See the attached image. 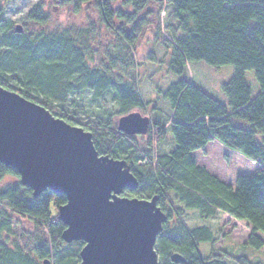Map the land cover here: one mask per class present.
I'll list each match as a JSON object with an SVG mask.
<instances>
[{
    "label": "trees",
    "instance_id": "trees-1",
    "mask_svg": "<svg viewBox=\"0 0 264 264\" xmlns=\"http://www.w3.org/2000/svg\"><path fill=\"white\" fill-rule=\"evenodd\" d=\"M58 4L74 15L93 9L100 31L110 33L115 44L107 46L103 59L96 62L98 50L92 42L100 32L95 24L88 21L74 31L47 33L49 18L38 3L24 19L21 34L13 31V22L0 19V86L90 132L100 156L125 161L139 186L133 192L126 190L123 197H159L158 207L168 216L156 243L159 264H173L174 253L185 259L183 264H225L215 254L214 232L205 226L189 229L181 221L182 211H173L176 203L203 220L224 214L247 223L251 233L242 248L260 251L264 246L257 236L264 234V0H60ZM30 23L37 28L30 30ZM146 32L161 41L169 56L168 72L179 79L164 94L170 107L166 120H155L158 109H151L147 147L141 148L135 136L117 131L112 118L144 112L151 103L143 101L132 75L137 66L135 46ZM145 57L157 62L154 52ZM196 62L233 66V76L222 86L227 105L187 77ZM246 71L254 73L259 87L255 94L245 82ZM83 92L92 102L112 93L117 110L103 117L83 110L79 102ZM169 133L175 147L170 150V143L165 150ZM212 141L254 163L256 173L239 175L233 184L210 174L193 154L205 151ZM5 177L18 182L0 187V237L5 241L0 242V264H43L44 260L77 264L83 244L63 242L65 226L51 210L57 212L65 197L46 190L34 198L17 173L0 164V181ZM173 216L178 221L169 225ZM28 221L32 232L23 230L12 243L5 240L3 236L14 235L13 229ZM205 243L210 254L202 257L198 246ZM231 260L251 264L245 257Z\"/></svg>",
    "mask_w": 264,
    "mask_h": 264
},
{
    "label": "water",
    "instance_id": "water-1",
    "mask_svg": "<svg viewBox=\"0 0 264 264\" xmlns=\"http://www.w3.org/2000/svg\"><path fill=\"white\" fill-rule=\"evenodd\" d=\"M13 31L21 34L22 25ZM149 127L150 118L138 112L116 123L127 136H145ZM0 164L14 170L34 198L46 190L65 197L57 219L65 226L64 243L83 244L77 264H159L156 243L168 222L159 197H123L139 186L125 161L100 156L90 132L1 86ZM170 261L185 259L174 253Z\"/></svg>",
    "mask_w": 264,
    "mask_h": 264
},
{
    "label": "rangeland",
    "instance_id": "rangeland-1",
    "mask_svg": "<svg viewBox=\"0 0 264 264\" xmlns=\"http://www.w3.org/2000/svg\"><path fill=\"white\" fill-rule=\"evenodd\" d=\"M60 0H0V19L11 21L14 24H24V19L30 10L38 3H42L44 12L47 14L49 20L45 25L44 30L47 33L61 32L63 30H77L81 26H85L88 21H91L98 28V35L92 42L93 48L98 50L96 62L103 59L105 56V48L108 46L112 48L115 41L110 33L103 29L100 31L97 22V14L93 9H89L87 13L81 12L74 15L69 8H60L58 2ZM166 9L161 12V25L164 24ZM30 30L37 28L32 23L28 24ZM153 29V28H152ZM150 36L149 38H147ZM165 36V35H164ZM112 37V38H111ZM148 39V40H147ZM154 52L157 62L147 60L145 57L148 52ZM135 60L136 68L132 75L138 81L137 89L144 102H151L146 111L134 110L142 116L148 117L152 108L158 109L155 120L161 118L166 120L165 115L170 112L168 102L164 99V94L168 88L178 81V77L168 72V53L165 51L161 41L154 40V33L148 35L146 32L143 38L140 39L135 46ZM234 74L233 66L212 67L203 62L192 63L188 68L187 77L198 86L204 93L213 99L227 105L226 97L222 91L223 84L227 83ZM245 82L253 94L259 91L258 84L255 80L254 73L251 71L245 72ZM91 96L87 92L80 94L79 102L83 110H90L93 114L103 117L107 114H113L117 110V105L114 101L112 93L105 95L99 101H91ZM119 116H114L112 120L115 125ZM152 124V122H150ZM86 125V123H84ZM145 136H135L139 146L147 147ZM167 147L165 150L175 145L170 133L166 137ZM199 166H203L207 171L218 178L219 180L233 184L235 178L239 175L251 176L254 175L258 169L254 163L236 153L225 148L216 141L210 142L205 151L196 152L193 154ZM18 180L13 177H5L0 181V187L17 183ZM52 213H57L51 208ZM182 211L181 221L187 225L189 229L197 227H208L217 236V243L215 244V254L222 256V262L225 264H237L231 260L232 257H245L251 264H264V246L260 251L252 250L251 248H242V245L247 242L251 233L250 226L245 222H237L230 219L227 215L218 214L210 220L200 219L198 214L194 211L186 210L181 204L176 203L173 211ZM175 214V213H174ZM180 220V219H179ZM178 219L173 216L169 225L177 222ZM29 222V221H28ZM32 222H22L21 225L13 229L14 235L3 236L9 243L19 240L21 233L32 232ZM257 236L264 243V234L257 233ZM1 238V237H0ZM7 238V239H6ZM0 242L5 243L3 238ZM199 253L202 257H207L210 254V246L208 244H199ZM41 264V261H39Z\"/></svg>",
    "mask_w": 264,
    "mask_h": 264
},
{
    "label": "snow or ice",
    "instance_id": "snow-or-ice-1",
    "mask_svg": "<svg viewBox=\"0 0 264 264\" xmlns=\"http://www.w3.org/2000/svg\"><path fill=\"white\" fill-rule=\"evenodd\" d=\"M107 199V198H106ZM113 199H115V197H113ZM134 199V198H133Z\"/></svg>",
    "mask_w": 264,
    "mask_h": 264
},
{
    "label": "flooded vegetation",
    "instance_id": "flooded-vegetation-1",
    "mask_svg": "<svg viewBox=\"0 0 264 264\" xmlns=\"http://www.w3.org/2000/svg\"><path fill=\"white\" fill-rule=\"evenodd\" d=\"M28 223V222H27Z\"/></svg>",
    "mask_w": 264,
    "mask_h": 264
}]
</instances>
